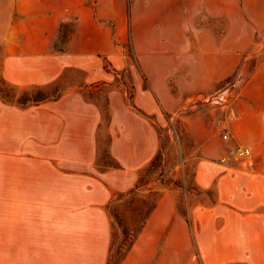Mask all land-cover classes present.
<instances>
[{
    "label": "rangeland",
    "instance_id": "374dc122",
    "mask_svg": "<svg viewBox=\"0 0 264 264\" xmlns=\"http://www.w3.org/2000/svg\"><path fill=\"white\" fill-rule=\"evenodd\" d=\"M79 2L87 9L80 36L101 39L106 30L108 48L71 51L77 17L67 10L46 41L47 22L16 10L13 0H0V87L13 99L0 97V184L32 182L59 169L85 174L84 184H100L93 193L99 209L92 210V193L84 192L75 226L51 224L34 212L21 230L82 231L85 251H99L98 264H264V236L249 246L246 259L235 238V215L192 216L214 204L211 189L193 181L195 163L205 159L200 138L207 129L218 131L214 122H224L251 75L263 87L255 99L264 107V0ZM22 4L26 9L27 0ZM99 71L113 78L83 83L84 75ZM220 95L221 105L213 100ZM233 148V157L248 161L237 152L243 147ZM138 181L145 183L134 188ZM132 188L156 202L174 191L173 210L183 222L156 224L149 214L124 262L122 250L109 251L122 237L106 207L125 216L117 202ZM6 208L0 201L1 217Z\"/></svg>",
    "mask_w": 264,
    "mask_h": 264
},
{
    "label": "crops",
    "instance_id": "0c3cea01",
    "mask_svg": "<svg viewBox=\"0 0 264 264\" xmlns=\"http://www.w3.org/2000/svg\"><path fill=\"white\" fill-rule=\"evenodd\" d=\"M79 3V0H27L24 9L22 0H13L16 10L34 20L47 22L43 30L46 41L55 33L59 20L64 16L62 12L67 10L77 17L76 31L69 41L71 51L79 48V52L94 54L101 45L108 48L109 32L106 30L101 39L93 33L80 36L81 14L87 13V9L78 6ZM260 69L256 68L253 74H257ZM99 73L84 75L83 83L113 78V75H107L104 71ZM217 80L212 79L211 82ZM262 90L258 75H251L223 119V132L227 134V139L222 140L216 129H207L199 141L205 159L196 162L193 171L194 183L202 189H211L214 204L193 210L192 216L235 215V238L242 241L245 250L242 254L246 259L251 255L249 246L253 247L264 236V107L257 104L255 99V93ZM234 145L246 149L247 152H237L239 155L248 154L247 162L233 157L236 149H232ZM152 153L133 165L129 169L130 175L145 165ZM117 160L120 162V159ZM55 172L37 175L28 183L0 184V201L7 206L6 215L0 216V264H94V252L95 264H98L99 251L97 248L95 251L93 248L85 251V233L82 231L32 233L21 230L23 224H29V214L34 212L37 216L50 217L51 224L75 226L83 216L84 192L92 193L89 198L92 210L99 209L100 197L93 195L99 191V183L84 184L81 178L85 174H72L62 169ZM107 174L105 172L102 175ZM77 178L81 182H74ZM174 197L172 190L161 194L148 217L150 222L161 224L169 218L178 224L183 222L173 210ZM59 217L66 219L62 221ZM88 257L91 263H88Z\"/></svg>",
    "mask_w": 264,
    "mask_h": 264
},
{
    "label": "trees",
    "instance_id": "16d2710c",
    "mask_svg": "<svg viewBox=\"0 0 264 264\" xmlns=\"http://www.w3.org/2000/svg\"><path fill=\"white\" fill-rule=\"evenodd\" d=\"M0 85H5V81L0 78ZM0 97L12 101V96L5 95L0 87ZM20 103H23L20 101ZM143 182V181H142ZM136 182L134 184V188L143 184L145 182ZM129 189L128 191L124 192L120 197L117 203L123 205L125 209V216L124 214L121 215L117 213L113 208L111 209L110 205L107 206L106 210L111 219L112 223L116 225L118 230L120 231V236L122 237L118 242L111 245L109 251H111L112 246L118 250H122V254L120 260H122L127 252L131 249L140 229L142 228L146 218L153 210L156 204L155 197H149L145 193H138L136 189ZM118 240V237H117ZM110 257V253H109ZM110 261V258H109Z\"/></svg>",
    "mask_w": 264,
    "mask_h": 264
},
{
    "label": "built area",
    "instance_id": "2783aa9c",
    "mask_svg": "<svg viewBox=\"0 0 264 264\" xmlns=\"http://www.w3.org/2000/svg\"><path fill=\"white\" fill-rule=\"evenodd\" d=\"M222 98H223L222 95H220V96H217V97L213 98V100H215V102H218V104L221 105L222 103L220 101H222ZM214 125L218 128V132H219L220 138L222 140H226L227 139V134L225 132H223L224 126L222 124V121L216 120L214 122ZM242 150H243V152H246V149H242Z\"/></svg>",
    "mask_w": 264,
    "mask_h": 264
},
{
    "label": "bare ground",
    "instance_id": "6f19581e",
    "mask_svg": "<svg viewBox=\"0 0 264 264\" xmlns=\"http://www.w3.org/2000/svg\"><path fill=\"white\" fill-rule=\"evenodd\" d=\"M247 152V151H246ZM249 153V152H248Z\"/></svg>",
    "mask_w": 264,
    "mask_h": 264
}]
</instances>
